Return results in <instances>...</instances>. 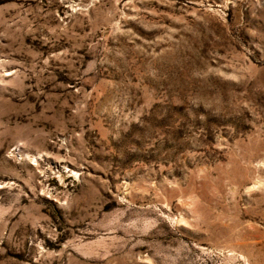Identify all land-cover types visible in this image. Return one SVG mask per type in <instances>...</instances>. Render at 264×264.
Returning a JSON list of instances; mask_svg holds the SVG:
<instances>
[{
	"label": "rangeland",
	"instance_id": "obj_1",
	"mask_svg": "<svg viewBox=\"0 0 264 264\" xmlns=\"http://www.w3.org/2000/svg\"><path fill=\"white\" fill-rule=\"evenodd\" d=\"M0 264H264V0H0Z\"/></svg>",
	"mask_w": 264,
	"mask_h": 264
}]
</instances>
